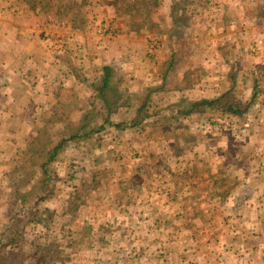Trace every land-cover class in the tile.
<instances>
[{
  "label": "rangeland",
  "instance_id": "rangeland-1",
  "mask_svg": "<svg viewBox=\"0 0 264 264\" xmlns=\"http://www.w3.org/2000/svg\"><path fill=\"white\" fill-rule=\"evenodd\" d=\"M11 1L17 8L23 5L33 12L38 22L47 23L46 33L49 35L65 28L69 37L60 39L68 41L73 40L70 31L83 32L82 36L85 37H124V40L132 39L130 31H142L138 38V50L134 46L135 53L130 54L132 64L127 61L126 73L119 67L115 68L113 74H137L136 67L139 66L145 67L139 68L144 74H164L172 70L168 64L173 55V71L177 74H192L187 83L206 92V98H213L225 89V81L220 79V74H230L232 71L247 74L255 72L256 79L263 80V84L254 105L258 108L262 106L256 110V115H260L264 121V71H259L264 68V42L262 51H251L254 40L261 36L264 38V23L261 28L254 32L248 31L243 36L246 51L242 50L243 54L236 63L233 62L236 49L232 45L239 41L233 35L236 27L225 26L234 19L237 22H242L243 17L249 19L251 13L246 9L255 5L257 7L253 15L259 19L264 17V14L261 16L258 13L259 8L264 6V0H220L224 6L220 8V13L212 11V4L202 6L203 0H195V3L190 2L193 0L185 1L187 3L175 0L172 4V20L175 19L176 24L172 28L166 13L159 15L160 9L169 10L167 1V5H162L163 0ZM214 2L217 3V0ZM235 3H242L240 6L245 10L239 13ZM105 21L113 22L119 31L117 36L96 33L98 26ZM188 24L192 26L191 32L185 36L186 31L183 34L181 31L184 26L188 28ZM209 26H214L212 28L215 30L207 35ZM227 35L231 41H226ZM157 37L162 39L161 49L152 56L148 51V41ZM211 40L216 44L214 47L207 46ZM76 43L67 42L60 53L73 55ZM252 61H257V65H251ZM250 66L257 68L250 71ZM75 70L78 72L76 75L81 76V88L73 91L69 83L63 91L60 86L58 94H52L50 100L45 102L46 107L43 109L46 111H41L45 113H41L38 108L32 110L31 114H36L38 119L36 129L44 133L43 143H30L36 133L30 132V122L25 121V115L29 116L30 112L25 110L18 114L10 109L11 112L5 114L0 108V264H168L169 258L174 257L169 255V250L174 246L182 249L186 244L185 240H174L168 236L167 230H175L169 223L170 216L172 220L185 214L184 209H188L189 216L198 217L192 224H186V221L183 223L190 232H196L201 226L207 230L215 226L203 220L200 215H209L206 213V205L198 201L191 203L189 199L192 194L188 195L185 187L195 185L196 192L214 198L217 186L212 188L211 185L220 180V161L217 163L213 159H200L193 163L194 160L190 161L189 156H186L181 168L177 169L174 159H169L168 152L173 154L183 147L196 144L197 154L202 156L201 150L208 143L200 142V137L205 135L220 154V137L224 130L219 120H227L223 118L225 116L221 117L211 111L197 113V116L194 114L189 119H176L175 108H171L176 97L162 96L158 102L162 101L163 105L157 110L150 108L149 112L162 116V121L155 124L154 119L143 123L142 132L136 138H126V135L121 138L106 132L99 137L102 143L98 147L92 134L95 133L94 129L85 126L86 113L91 112L95 116V112L99 113L103 108L97 104L95 90L92 92L93 88L89 89L92 78L88 76L96 72L89 73L85 67H82V71L79 68ZM79 72L84 74L83 77ZM21 77L27 80L24 74ZM243 85V91L233 94L243 102L242 106L248 103L247 94L252 81L246 79ZM148 91L132 78H119L117 82L113 81L105 94L108 100L115 101L121 93H124L122 99L127 100L132 92H139L135 100L138 107L146 104ZM56 100L61 104L57 111L63 114L64 120L52 125L47 118L50 113L54 114V110L48 112L47 109ZM21 102L23 105H20L25 108L24 100L21 99ZM55 107L53 105L52 109ZM94 108L97 110L94 111ZM121 109V116L116 118L125 120L128 125L131 119L137 117L140 120L146 115L144 112L136 115L134 109ZM79 112L81 118L85 119L73 123L70 118ZM11 113L14 115L11 116ZM155 115L152 117L155 118ZM2 116L7 120L3 121ZM8 116L12 119L8 120ZM61 122L63 124L59 125ZM76 133L83 137L79 141L82 146H89L91 150L94 146V151L100 149V153L86 156L82 149L77 148V143L73 144L74 140L70 144H63L65 146L60 149L57 161L49 167V176L48 171L43 176L41 164L47 161L49 150L61 138L67 139ZM48 134L54 135L53 138L50 139ZM256 135H264V130ZM29 145L32 147L27 148ZM233 147V144L229 145L228 156L234 153ZM40 149L44 152H40ZM82 156L88 163L83 161ZM200 156H197V160ZM121 162H124L122 168ZM169 170L174 174L170 181ZM169 182L172 185L167 186ZM153 185L158 188L159 195L156 197H153V191L149 189ZM124 186L126 188L122 189ZM57 197L61 201L58 202ZM158 220L161 222H154ZM8 238L12 242L7 248L1 249Z\"/></svg>",
  "mask_w": 264,
  "mask_h": 264
},
{
  "label": "crops",
  "instance_id": "crops-1",
  "mask_svg": "<svg viewBox=\"0 0 264 264\" xmlns=\"http://www.w3.org/2000/svg\"><path fill=\"white\" fill-rule=\"evenodd\" d=\"M166 1L169 5V10L166 11V9L162 7L164 11L160 9L159 15H164V13H166L165 15L170 19L172 28L176 24V22H174L175 19L172 20V16L174 15L172 12V4L175 0H163L162 5H164ZM180 1H184L183 3L189 2L188 0L187 2H185L186 0ZM203 1L202 6L206 7V5L212 4L211 7H214L212 8L214 12L220 13V8H224L223 4H220V0H217V3L214 2L215 0ZM192 2L195 3V0L191 1V3ZM167 3L165 5H167ZM241 4L242 3H238L236 5L235 3V7L238 8L239 13L245 10L240 6ZM200 5L201 4H199L198 7ZM256 7L255 5L246 9L251 13L249 19H244L243 17L241 18L242 22H237V20L234 19L231 23L229 22L225 25L227 27L235 25L234 28L236 27L233 35L236 36L237 41H239L232 44L236 49L233 53L234 63L239 61L243 51H246L243 46L246 45L243 44V36H245L248 31L254 32L261 28L264 23V17L259 19L253 15V10H255ZM258 13L261 14V16L264 14V6L259 8ZM47 27V23L43 24L38 22L33 12L29 11L25 6L21 5L20 8H17L11 0H0V74H2L0 75V80L2 81V87L0 88V108L3 109L5 114L11 111L18 112V114L25 110L30 112L29 116L25 115V121L30 122L32 127L30 132L32 134H34L38 125L36 114H31L32 110L34 111V109L36 110L38 108L40 112L46 111L43 109V107H46L45 102L47 103V101L50 100L52 94H58L60 86L63 91H65V87H67L69 83L72 84L73 91L83 86V83L79 81L80 75H76L78 72L75 68H79V70L82 71V67H85V71L87 69L89 73L96 72L93 76L92 74L88 76V78H92V80L89 81V89H92L93 85H95L96 88L102 85L103 74H109L106 89L113 84V81L117 82L119 78L122 80L132 78L135 82L139 83L141 88L148 89V99L146 102V110L148 111L146 112L149 117H146L142 121L141 126L143 123L145 124L149 120H154L158 117L149 112L150 108H155L157 110L163 105L162 101L158 102L162 96L174 95V97H176L175 104L171 106V108H175L174 112L177 113V115H175L176 119L180 120H182V118L189 119L194 115H180V107L184 109L188 103L206 98V92L198 89L195 85H189L187 83V81L191 79L192 74H177L173 69L168 72L165 71L164 74H144L139 69L143 66H139V68L136 67L137 74H113V71L119 67L126 73V69L128 68L127 61L129 60L132 64L130 54L132 53L131 55H133V53H135L134 46H136V51L138 50V38L139 34H142V31L136 29L135 31H130L132 29H129V31L132 32L130 33V35H132L131 40H124V37L108 38L99 37L97 35L85 37L82 36L83 32L70 31L73 40H66V42L73 43L77 41V46L75 47V51H73V55H63V53L52 52L50 48L54 42L68 36L69 33L65 28H60L58 31H55L54 34L49 35L47 33L45 36L46 32H43L46 31ZM191 27L192 26H189V24L188 28L184 26L181 33L183 34L186 31L185 36H187V34L191 32ZM212 27L209 28V33H207V35L212 34ZM226 29L228 28H225V30ZM229 37V35L226 36V38ZM258 40L264 42V38L261 36L254 40L253 44ZM210 45L214 47L216 44L211 40L207 46ZM217 45L220 46L221 44ZM215 57H217V54ZM170 61L171 60H169V63ZM251 63V65H257L258 62L252 61ZM250 67V71L253 69L256 70L257 68L256 66ZM105 68L107 69L105 70ZM262 69L259 71L262 72ZM233 70L236 69L234 68ZM234 72L236 73V71ZM22 74L25 75L27 80L21 77ZM79 74H82V77L84 75L80 72ZM229 77L234 78L238 86L239 83L243 84V81L246 79H250L253 86L254 82L257 80L255 72L249 74L246 72L220 74V79L225 81V89L221 91L220 94L229 90L231 85L229 83ZM88 78L87 81L89 80ZM262 84L263 82L261 86ZM252 86L248 94L252 93ZM260 89H262V87L259 88V90L257 89L256 94L260 92ZM94 90L96 93H94V96L98 95L99 93L96 89H92V92H94ZM137 93L139 92H132V94H130L131 96H129L130 99L127 100L122 99L124 93L120 94V98H117L118 101L109 100L110 112L107 111L106 105L100 100L98 95L97 104L103 108L101 112H95L96 118H93L95 116L91 115V112L85 110V112H87V118H84L85 121L87 120V125L85 126L94 129L93 131L95 133H91L94 135L98 145L102 143L99 137L101 138L102 134L106 132L120 137L126 135L128 136L126 138L138 137V134H140L138 132L129 135L126 131L119 130L116 127L122 124L120 127L124 129L126 126L124 124H127L125 120L116 118V116H121L119 109L122 108L121 110L125 111L137 109L135 101L137 99L136 97H138ZM21 99L24 100L25 108L21 106L23 105L21 104ZM247 101L248 103L242 107L244 108L246 106L248 108V114L243 117L242 120L236 119L230 124L229 120L224 118L227 121H224L220 126L224 130V133L220 137V154L218 148L214 147L205 135L200 137V142L205 144L208 143L205 148L201 150L202 156L197 154L196 144H194L195 146L193 144L187 146V148L183 147L181 151H177L173 154L168 152L169 159H174V164L177 169L181 168L186 156H189L190 161L194 160L193 163L200 159H213V161L217 160V163L220 161V180H217L216 183L211 185L212 188H216L217 186V192L214 194V198H212V196L210 197V195L202 196V193L198 190V192H196L195 185L192 187L187 185V187H185V192H188V195L192 194L189 199L191 203L198 201L206 205V213H209V215L202 216L206 215L202 214L200 216L205 222L209 224L212 223L213 225L215 224L214 228L212 230H207L205 227L201 226L196 232H190L183 223L186 221V224H192L198 217L195 215L189 216L187 214L188 209H184L186 212L185 214H180L172 220H170L172 217L170 216L168 218L169 223L175 230H167L168 236L174 238V240H185L184 242H186V244L182 249L174 246L169 250V255L174 257L169 258L168 264H264V135H256L260 130H264V121L261 120L260 115H256V110H260L262 106L258 108L257 105H253L250 98H248ZM58 104L59 102L56 100L47 111L50 112V110H54L58 107ZM53 105L56 107L52 109ZM76 110L79 109L76 108ZM95 110L97 109L94 108V111ZM12 115H14V113H11V116ZM52 115L53 113H50L47 119H50ZM150 115H155L156 117L153 118ZM195 115L197 116V113H195ZM11 116H8V120L12 119L10 118ZM19 116L21 117L22 115ZM73 116L74 117L70 118L73 123L82 121L83 117L81 118L80 112L78 115L73 114ZM2 118L3 121L6 119L4 116H2ZM157 119H159L158 122H160L164 118L162 119V116H159ZM157 123L155 122V124ZM62 124L63 123H59V125ZM230 144L234 146V153L232 156L227 155ZM98 150V152H94L100 153V149ZM197 156H200L198 160ZM229 160L230 163H228ZM123 163L124 162H121V168L124 166ZM169 171L168 178L170 181L174 174H172V170ZM207 176L205 177L207 178ZM209 180L210 178H208L207 181ZM169 184L172 185V183L169 182L167 186ZM156 187L153 185L152 188H149L153 191L151 193L153 197L159 195L157 194L158 188ZM121 188L125 189L126 187L124 186V188ZM191 203L190 205H192ZM154 222L161 221L158 220ZM152 232L154 233V231Z\"/></svg>",
  "mask_w": 264,
  "mask_h": 264
},
{
  "label": "trees",
  "instance_id": "trees-1",
  "mask_svg": "<svg viewBox=\"0 0 264 264\" xmlns=\"http://www.w3.org/2000/svg\"><path fill=\"white\" fill-rule=\"evenodd\" d=\"M170 60H171L170 63H169L170 66H169V64H168V66L172 67V69H173L175 67L174 66L175 59L173 58V55H172V59H170ZM106 69L107 68H105V70ZM262 71H264V69ZM230 74H236V73L232 71ZM263 74H264V72H263ZM108 80H109V74H103L102 85L98 86V88H96L95 85H93L92 88L96 89V90L99 89L98 90V93H99L98 95L100 97V100H102L104 102V104L106 105L107 111L110 112L111 109L109 108V103H108L109 100H108V98H107V96L105 94V92H106L105 89H106V85H107L106 83L108 82ZM262 82H263V80L262 81L256 80V82H254V85L252 86V93H250L251 95L247 94L248 97L251 99V102H252L253 105H254V101L256 100L257 94H258V93L256 94V91H257V89L259 90V88H261V83ZM229 83L231 85H230V88H229V90L227 92H225L223 94H220V95H218L216 97H213V98H203V99H200V100L195 101L193 103H188L185 106L184 109L180 110L179 114L180 115H184V116H188L190 114L206 113L208 111H211V112H216V113L220 114L221 117L225 116L223 118H227L229 120L230 124H232V121H234L236 119L237 120H242L243 117H245L248 114L247 113L248 112V108L246 106L243 108L242 107V103L243 102H241L240 99H238L233 94H235L236 91H243V89H245L244 85L239 83V86H238L237 82L232 77H229ZM98 95H97V97H98ZM231 95H233V97ZM59 106H61L60 103L58 104V107ZM58 107L54 109V114L51 116L52 119L51 118L49 119L50 124H52V125L55 124L56 122L58 123V121H60V120H62V121L64 120L63 114L57 111ZM146 109H147L146 108V104L145 103L141 104L140 106L137 107V109H134V111H136L135 112L136 115H140L142 112H144L146 114L144 116V118H141L140 120L137 117L134 118V120L132 119L131 122L129 123V125L128 124H124V125H126L124 129H122V127H120L122 125L121 123H120L121 125H117L116 127L119 130L126 131L127 134H129V135L134 133V132H138V133L141 134V132H142L141 128H143L141 126V122L146 117H149L147 115V112H146L147 110ZM150 116H152V115H150ZM56 117L58 119H56ZM84 118H82V119H84ZM157 118H156V123L159 121V119H157ZM35 131H36L35 136H34V138L31 139L30 143H38V142L43 143L44 142L43 141L44 140V138H43L44 137V133L42 131H38L37 129H35ZM54 135H56V133H54ZM54 135H51V136L49 135V138L50 137L53 138ZM81 136L76 133V134H74V136H69L67 139L61 138L60 140L57 141L58 144L55 145L53 148H51L49 150V156L47 158V161L43 162V164H41V168H42L41 170L43 171V176H45V174L49 170L50 165L52 163H54L55 161H57V159L59 157L60 149H62V147L65 146V145L63 146V144H66V145L70 144L69 142L74 140L75 142L73 144L77 143L78 146H79V147L77 146V148L82 149V151L85 152L84 155H86V156L95 155V152H94V148L95 147L94 146H93V149L91 150L89 148V146L86 148V145L82 146L80 144L79 141H80L81 138H83ZM98 146H100V145H98ZM31 147L32 146L29 145L27 148H31ZM40 152H44V150L40 149ZM81 158L83 159L84 162L88 163L86 160H84L83 156ZM94 159L96 160L98 158H94ZM94 161L92 160V162H94ZM49 172L50 171H48V173H47L48 176H49ZM40 180L43 181L44 179H40ZM42 185H45V183H43ZM24 196H22V197H24ZM57 199H58V202L61 201L60 197H57ZM41 201H43V199H41ZM46 212H47V209H46ZM11 242H12V239L8 238L7 241L4 244H2L1 249L7 248L10 245Z\"/></svg>",
  "mask_w": 264,
  "mask_h": 264
},
{
  "label": "built area",
  "instance_id": "built-area-1",
  "mask_svg": "<svg viewBox=\"0 0 264 264\" xmlns=\"http://www.w3.org/2000/svg\"><path fill=\"white\" fill-rule=\"evenodd\" d=\"M215 30L214 28H212V31ZM46 31H44L43 33H45ZM98 35H102V36H117L119 31L117 29V27L113 24L112 21H105L103 22L101 25L98 26L97 28V32ZM47 33H45L46 36ZM226 41H231L230 38H226ZM66 39H59L56 42H54L51 46V50L56 52V53H60V51H63L65 49L66 46ZM148 45H149V53L153 56V54H157L160 49H161V40L159 37L157 38H150L148 41ZM263 46V41L262 40H258L257 42H255L253 44V46L251 47V51L252 52H258L262 49ZM218 121V120H217ZM220 123H223V120H219ZM227 125V123H226Z\"/></svg>",
  "mask_w": 264,
  "mask_h": 264
}]
</instances>
